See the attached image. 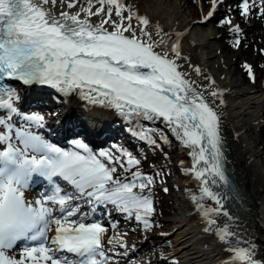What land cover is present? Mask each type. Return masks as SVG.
Segmentation results:
<instances>
[{
	"label": "snow or ice",
	"instance_id": "6c2138e0",
	"mask_svg": "<svg viewBox=\"0 0 264 264\" xmlns=\"http://www.w3.org/2000/svg\"><path fill=\"white\" fill-rule=\"evenodd\" d=\"M217 2L212 0L213 11L205 19L212 17ZM257 4L264 14V0H243L242 15ZM93 16L99 22L92 21ZM149 24L125 0H0V109L19 111L17 90L4 83L7 78L23 85H47L64 95L77 93L90 103L114 108L129 122L159 121L190 150L192 167L186 171L201 182V195L193 201H215L218 207H200L205 216L219 215L225 201L214 188L228 186L229 178L222 165L223 140L214 102L181 70L179 38L172 42L158 25L153 35ZM233 30L238 33L239 26ZM209 95L219 96L215 91ZM24 119L43 121L39 115ZM11 131L8 125V134H0V264H106V228L98 221L85 222L87 215L74 203L81 197L90 204L113 205L128 218L134 216L144 230L152 227L154 208L143 191L153 183L150 177L135 172L131 181L121 180L116 166L124 165L118 158L106 151L93 153L78 140L75 146L82 152L65 151L39 135L17 130V145ZM149 133L170 143L163 129L148 128L140 136L150 139ZM123 154L128 165L139 163L131 153ZM34 174L52 187L50 194L28 201L25 189ZM53 177L67 181L78 195L64 191ZM53 226L55 235L50 237ZM217 234L222 241L231 235L227 227ZM112 239L122 238L113 237L109 244ZM18 246L19 258L12 254ZM120 246L127 247L123 242ZM228 251L230 264H264L251 248Z\"/></svg>",
	"mask_w": 264,
	"mask_h": 264
},
{
	"label": "bare ground",
	"instance_id": "6f19581e",
	"mask_svg": "<svg viewBox=\"0 0 264 264\" xmlns=\"http://www.w3.org/2000/svg\"><path fill=\"white\" fill-rule=\"evenodd\" d=\"M228 1L232 0H218L212 17L205 19L209 11H213L212 0H208V5L204 4V0H196L195 6L192 4V0H125L136 12L149 19V30L153 35L157 31L158 25L163 30L161 35L167 33L172 42L179 38L180 59L178 63L181 65V70L214 102L213 106L219 116L220 133L227 155L226 159L233 168L241 203L243 207L247 206L241 213L227 212L228 215H224L225 210L223 209L219 215H204L200 205H203L205 209L218 206L215 201L207 198L198 200V202L193 201V196L199 198L201 195V182L195 178L194 174L186 171L192 167V159L187 155L184 146L159 121L156 123L144 120L129 122L114 108L90 103L77 93H72L64 95L62 105L55 104L58 113L53 120L51 117L49 118L53 122L46 123L44 129L47 134L50 133V136L58 139H62L66 135L67 137L68 135L72 136L74 133L92 136L95 142L100 141V138L107 139L117 132V128H107V126L110 127L108 122L110 121L118 127L124 126L132 137H140V133L148 128L163 129L168 139L173 142L172 153L175 154V166L179 170V177L172 184L179 185L181 192L177 196L180 207L171 232L137 240L129 239L126 235L119 233L122 238L119 240L127 245L124 248L120 246V243H108L111 237H108L107 240L109 233L106 229L102 245L106 248L117 246L123 250L124 253L114 254L120 257L118 260L121 264H162L163 262L230 264L232 259V253L228 251L230 248H251L254 251V258L264 262V161L261 160V149L257 139L252 136V131L259 128L264 106V66L260 68L261 63L259 64L258 58L249 59L246 56L247 59H244V62L247 70L248 67L251 68V75L246 79L245 70H242L241 77L238 78L236 68L232 66L239 67L243 62L242 58L245 56L243 49L240 48V45L236 50L231 45L219 46V42L230 35L232 38L241 36V44L242 36H248L255 27L261 28V25L257 26L255 22H252L254 17L237 14L236 18L232 20V26L228 33L218 37L210 26L214 25L213 20L219 14L220 8L224 7ZM233 1L237 2V0ZM82 2L83 0H81ZM78 9L79 5L71 11ZM54 10L58 13L59 5ZM91 19L94 22H99L98 17L93 16ZM237 25L240 29L238 33L233 30ZM262 28L264 31V26ZM262 45L259 48L258 57L264 56V35L262 36ZM248 47L251 49V44ZM233 51H235V55L228 57V54ZM197 69L199 72L196 71ZM15 88L18 89L19 96L15 105L28 102L42 103L38 98H29L26 95L27 91L21 86L17 85ZM212 91L217 92L219 96H210L209 93ZM36 92L37 95L43 97L42 92ZM49 100L56 101L52 96H49ZM84 107L88 109H84L83 113L80 110ZM53 108L55 109V107ZM2 117L4 116L2 115ZM56 120L59 122L54 126L53 123ZM60 148L66 149L62 146ZM66 191L75 192L69 188ZM36 192L39 193V191ZM86 204L95 205L94 202ZM113 208L114 206L111 204H102L98 211L100 209L113 211ZM120 213L113 211L104 219L95 221L100 222L103 226L110 225L112 227L111 223L119 220ZM209 219L214 220L215 223L209 224ZM85 221L90 223L92 219L87 215ZM225 227L231 235L226 241H222L217 233L218 230ZM53 235H55L54 226L53 231L49 233L50 237ZM156 237H161L163 240L171 238L172 245L167 244V253L159 256L156 260L144 261L140 259V251L145 257L149 259L152 257L151 251L146 245L150 239ZM12 254L19 258V252ZM112 262L116 263L115 259Z\"/></svg>",
	"mask_w": 264,
	"mask_h": 264
},
{
	"label": "rangeland",
	"instance_id": "374dc122",
	"mask_svg": "<svg viewBox=\"0 0 264 264\" xmlns=\"http://www.w3.org/2000/svg\"><path fill=\"white\" fill-rule=\"evenodd\" d=\"M187 1H189V0H187ZM204 1H205L204 4L208 5V0H204ZM249 2L251 3V0H249ZM242 3H243V0H237V2H234L232 0V1L226 2V5L224 8L223 7L220 8L219 14L213 20L214 25L210 26V28L213 30V32H216L218 37L220 35L228 33L229 29L232 26V20H234L236 18L237 14H239L240 16H244V15H242V7H241ZM192 4L195 6L196 0H192ZM260 7H261V5H259V4H257V6L254 8L252 7L247 16L254 17L252 19L253 21L252 20L251 21L255 22L257 24V26L261 25V28L255 27L254 28L255 32L253 30L252 33L248 34V36H245V37L242 36L243 42H241V44H240L241 36L239 38H235V40H230L229 37H231V35L219 42V46H221V47H226L228 45H231L236 50L238 45H240V48L243 49V51L245 53L244 58H242L243 62L240 63L239 67H236L234 65L232 66V67L236 68L235 71L237 72L238 78L241 77L242 70L247 69L246 63L244 62V59L258 58L259 64L261 63L260 68H262L264 66V56L262 55L261 57H258L259 56V48H261L263 46L262 45V36L264 35L263 34L264 31L262 28L264 26V14L260 13V11H259ZM225 8L226 9L228 8V9L224 13L223 9H225ZM226 20H231V23L230 24L226 23L225 22ZM221 22H223V24H225V25L222 27V29H217L215 26L217 24H220ZM237 40L239 41L238 44L236 43ZM249 44H251V49L248 47ZM252 47H254V48L252 49ZM232 55H235V51L229 53L228 57L232 56ZM246 56H247V58H246ZM232 64H233V61H232ZM246 75H247L246 79H248L250 77L251 73H249L247 70ZM47 103H48V105H51V103H49L48 101H47ZM41 111H43V110H41ZM46 114L49 115V112L46 111ZM263 127H264V106L262 107V116H261V123L259 125V128L257 130L252 131V136L257 139V142L259 144V148L261 149L260 156H261L262 161H264V140L260 134V131H261V128H263ZM18 130H21V129H18ZM27 131L34 134L33 132H31V130H27ZM0 134H2V130H0ZM148 135H149L150 139H142L140 136V139H141L140 141L141 142L146 141V143H147V146L145 148H143V150L147 154V158H146L147 161L145 162L144 168L141 169L139 171V173H144L146 171L151 172V170H156L158 168H160V169L164 168L163 170H161V175L157 174V173L153 174V176L155 177V180H154L155 183H154V186H152V188L148 189V190H151V192H152L153 201L154 200L158 201L156 203V208L153 207L154 212L151 214L152 219H150V223L152 224V221L157 220V221H159V225H155V226L152 225V227L149 230H143L144 229L143 224L138 223L135 220L134 216L132 218H128L126 213L121 212L119 215V218H118L119 220H117V222H115V223H113V222L111 223V225L115 224V227H113V226L111 227L110 225H104V227L108 230V233H109V236H107V240H108V237L120 238L119 233H121L123 235H125V233H127L126 236L129 239H134V240L135 239L137 240L139 238H146V237L148 238L151 235L155 236L158 234L170 233L171 229L173 227V224H174V219L176 218V216L179 212L180 203L178 204L177 196L181 192V187L179 185L172 184L173 181L177 177H179V170L175 166V154L172 153L173 142L171 141V139H168L170 141V143H164L160 139V136L158 134H155V133H149ZM151 139H155L156 144H152ZM105 147H107V146H105ZM105 147L95 148L94 149L95 152H93V153H99ZM128 148L133 151V152L130 151L132 157L136 158L137 154L134 153L133 148H130V147H128ZM146 149H149V152ZM143 150H141V151L143 152ZM68 151H71V149H69ZM109 153H111L112 156L116 157L117 156V149H115V148L109 149ZM101 159L104 160L105 163H109L106 160V158H101ZM118 160L121 163H123L127 159L126 158H118ZM116 167H117L116 176L119 177V174H121L122 170L119 167V164ZM131 176L132 175L126 176V178L123 180L129 179ZM120 179L122 180V178H120ZM165 189H167V191H165ZM75 194H77L76 190H75ZM31 197L32 196H30V198ZM36 199H39V197L35 198V200ZM76 201H74V203L79 205L80 210H81V214L88 215L90 212V209H88V205H86L87 198L81 197L80 200H76ZM112 210L117 211L114 208ZM113 211H111V210L108 211L106 213V215L107 214L110 215ZM101 212H103L102 209H101ZM73 219H75V217ZM85 222H88V221H85ZM121 226H123V227H121ZM111 238H109V239H111ZM150 240L148 241L146 247H149V249H150L149 251H151L152 257L150 259L148 257L145 258V255L142 254V251L139 252V254L141 253V255H139L140 258H144V259H142L144 261L156 260L159 258V256H163V255L157 254L155 252L156 247H158V246L165 247L167 244L169 246L172 245V241H171L170 237H168L167 240H163V238H161V237H159V238L156 237L155 239H150ZM112 242L121 243L122 241L119 239H112ZM103 248L105 250V254L107 257L106 264H121V262H119V260H118L120 257L115 256L114 254L124 253L123 250H121L117 246H108V248H106V246H103ZM169 249H170V247H169ZM149 251H146V252L148 253ZM136 255H138V254H136ZM114 259H115L116 263L112 262ZM162 264H169V263L163 262Z\"/></svg>",
	"mask_w": 264,
	"mask_h": 264
},
{
	"label": "water",
	"instance_id": "95a60500",
	"mask_svg": "<svg viewBox=\"0 0 264 264\" xmlns=\"http://www.w3.org/2000/svg\"><path fill=\"white\" fill-rule=\"evenodd\" d=\"M222 151H223L222 165L223 168L225 169L226 175L229 178V185L217 186L214 188V190L223 194V198L225 201L223 209L226 212L241 213L242 210L247 206L243 207V204L241 203L240 191L237 190L238 185L235 181L234 171L231 164L226 159L227 155L223 145H222Z\"/></svg>",
	"mask_w": 264,
	"mask_h": 264
},
{
	"label": "trees",
	"instance_id": "16d2710c",
	"mask_svg": "<svg viewBox=\"0 0 264 264\" xmlns=\"http://www.w3.org/2000/svg\"><path fill=\"white\" fill-rule=\"evenodd\" d=\"M217 25H219L220 26V28H222L223 26H224V24H223V22H221L220 24H217ZM260 134H261V136H262V138H263V140H264V127L263 128H261V131H260ZM111 147H113V148H116L117 149V153H118V156H117V158H122V157H127V156H125L124 154H123V152H126V151H124L122 148H120L118 145H116V144H111ZM123 150V151H122ZM137 154H138V157L137 158H135L136 160H138L139 161V163L138 164H136V165H128L127 164V160L123 163V165H124V167H120L121 168V170H122V173L120 174L121 176H122V179H125L126 178V176H129V175H132L129 179H127V181H131L132 179H133V173H135V172H139L141 169H143L144 168V165H145V162L147 161L146 160V154L144 153V152H142L141 150H140V148L138 147L137 148ZM125 169H127V170H125ZM157 174H160L161 175V170H157V171H155ZM155 172H144V173H141L143 176H145V177H150L152 180H153V183L151 184V185H149V187L148 188H145L143 191H144V195H150V199L152 200V204H154L153 205V207H155L156 208V203L158 202V201H156V200H154L153 201V195H152V192H151V190H149L148 191V189L149 188H151L152 186H154V183H155V177L153 176V174L155 173ZM140 181H137V183H139ZM134 190H140L139 188H136V189H134ZM140 192V191H139ZM138 192V193H139ZM149 219H152V217L150 216L149 217ZM152 225L153 226H155V225H159V221H157V220H154V221H152Z\"/></svg>",
	"mask_w": 264,
	"mask_h": 264
}]
</instances>
